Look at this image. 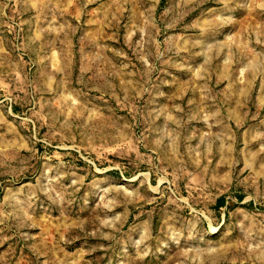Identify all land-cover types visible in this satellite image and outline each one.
<instances>
[{"label": "rangeland", "instance_id": "rangeland-1", "mask_svg": "<svg viewBox=\"0 0 264 264\" xmlns=\"http://www.w3.org/2000/svg\"><path fill=\"white\" fill-rule=\"evenodd\" d=\"M0 264H264V0H0Z\"/></svg>", "mask_w": 264, "mask_h": 264}, {"label": "trees", "instance_id": "trees-1", "mask_svg": "<svg viewBox=\"0 0 264 264\" xmlns=\"http://www.w3.org/2000/svg\"><path fill=\"white\" fill-rule=\"evenodd\" d=\"M218 203H220V204L223 203V198H219Z\"/></svg>", "mask_w": 264, "mask_h": 264}, {"label": "bare ground", "instance_id": "bare-ground-1", "mask_svg": "<svg viewBox=\"0 0 264 264\" xmlns=\"http://www.w3.org/2000/svg\"><path fill=\"white\" fill-rule=\"evenodd\" d=\"M214 229L213 230H216V227H213Z\"/></svg>", "mask_w": 264, "mask_h": 264}]
</instances>
